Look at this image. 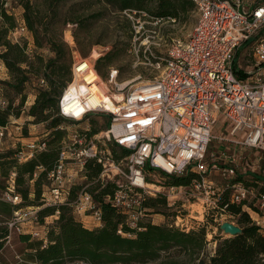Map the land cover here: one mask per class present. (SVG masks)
<instances>
[{
  "label": "built area",
  "instance_id": "2783aa9c",
  "mask_svg": "<svg viewBox=\"0 0 264 264\" xmlns=\"http://www.w3.org/2000/svg\"><path fill=\"white\" fill-rule=\"evenodd\" d=\"M193 3L198 21L191 34L184 40H173L161 59L164 69L153 81L121 93V100L117 99V93L124 91L126 84L118 82L117 68L112 66L108 81H103L95 66L86 65L87 58L72 64L74 67L84 65V69L80 76L74 72L67 88L79 79L76 87L85 89L79 93L76 90L66 99V88L58 103L59 115L64 119L89 122L93 114L105 112L110 115V126L88 139L77 131L68 133L60 158L49 174L50 187L44 192L47 204L68 202L85 226L100 225L101 206L88 189V183L84 182L75 198L68 200L71 189L77 186V178L86 180L85 163L92 159L102 165L100 180L117 186L114 196L105 199L126 213L131 224L136 223L137 214H142L140 210L136 213L134 208L142 206L147 194L156 196L161 191L146 190L147 175L152 170L162 169L169 176H183L189 172L202 175V182H196L194 187L202 188L212 208H216V199L236 174V167H224L223 173L230 176V180L218 186L207 178L212 167L219 168L205 162L206 149L215 137L212 131L218 120L223 118L229 123L233 136L244 135L242 141L234 138L237 144L264 150V79L261 76L264 72V0H193ZM15 19L17 26L8 33V38L13 42L27 41V53L32 57V32L22 14ZM244 42L252 43L254 64L251 69L244 70L246 75L241 77L236 72L234 58ZM133 48L139 53L135 45ZM0 69L5 71L7 78L9 70L1 58ZM39 82L47 84L42 76ZM90 100H95L96 105L90 106ZM108 102H111L110 107ZM1 105H7L6 98L1 100ZM8 125H0V141L8 133ZM58 126L65 129L61 124ZM89 128L87 124L85 130ZM107 141L129 149L128 156L124 157L125 169L120 160L114 158ZM20 145L23 148L18 155L21 161L47 146L44 138L38 137ZM1 146L0 150H5ZM252 167L256 170L258 162ZM261 171L264 174V168ZM6 187L2 198L19 204L21 196L15 187V173ZM167 187L169 192L162 193L169 199L175 190L187 188L183 185ZM251 193H254L253 188L241 182L233 183L231 202L246 201ZM260 200L257 209L247 202L243 207L247 205V210L253 209L256 217L250 213L254 222L264 230V194ZM22 210L25 216L39 223L37 208L26 206L15 211L9 222L10 230L18 229V216H21L18 213ZM192 227L182 228L190 230ZM40 228L31 233L41 238L46 224H41Z\"/></svg>",
  "mask_w": 264,
  "mask_h": 264
},
{
  "label": "trees",
  "instance_id": "16d2710c",
  "mask_svg": "<svg viewBox=\"0 0 264 264\" xmlns=\"http://www.w3.org/2000/svg\"><path fill=\"white\" fill-rule=\"evenodd\" d=\"M17 1L22 6L25 22L32 32L34 49L33 56L30 57L27 53V41L13 42L8 38V33L17 26L16 19L6 7L7 0H0V58L9 70V76L3 83L18 98L17 104L14 105V100L6 99L7 105L0 107V125L9 124L11 116L21 117L27 101V84L32 77L40 84L39 77L42 76L47 84H40L36 99L27 112L33 116V123L47 122L49 135L44 138L46 148L25 161L18 157L23 149L19 144L0 150V252L11 237L13 229L10 230L9 222L15 211L31 206L37 208L41 223H45L46 217H58L46 224V232L41 238L28 231H20L19 238L26 248L16 264H69L73 260L90 264H264V230L254 222L251 213L244 209L243 205L247 201L231 202V185L238 182L253 188L257 196L262 197L263 173L252 174L250 178L238 175L231 179L216 199L217 207L213 214H207L204 223L190 230L151 220L129 223L128 215L105 199L107 196H114L117 186L113 182L100 180L102 165L92 159L85 163V183H88V189L101 206L100 225L85 226L74 215L73 207L68 202L47 204L44 200V192L51 183L49 174L60 158L63 140L68 136L66 129L58 126L65 121L59 115L58 103L73 77V54L62 37L65 27L76 24L77 32L88 33L95 21L105 18L110 11L131 12L138 17L145 16L157 21L183 19L194 10L193 0H91L68 6L67 0ZM95 4L100 8L86 14ZM66 6L68 8L64 13ZM46 47L54 55L47 57L39 51ZM124 50L115 46L97 59L95 66L101 76L108 78L112 63ZM234 62L238 76L245 77L246 73L237 69L238 61L235 59ZM109 123L110 120L104 125L109 127ZM89 125V129L79 132L82 136L85 134L87 139L103 129L93 117ZM128 152L129 149L114 143L112 154L117 161L128 156ZM13 173L15 187L21 196L19 204L2 198L7 190V181ZM201 180L202 175L189 172L183 176H169L165 173L159 181L167 186L183 185L189 188L194 187L196 182H202ZM147 181L150 179L147 178ZM80 188L81 186H76L71 189L69 202L75 198ZM159 205H168V197L164 193H159L156 197L145 196L141 207L156 210ZM225 205L227 206L224 208ZM249 206L257 209L252 203ZM216 214H225L243 231L235 236L214 234L213 240L217 245L210 253L207 251V224L220 227ZM0 264H10L1 253Z\"/></svg>",
  "mask_w": 264,
  "mask_h": 264
},
{
  "label": "rangeland",
  "instance_id": "374dc122",
  "mask_svg": "<svg viewBox=\"0 0 264 264\" xmlns=\"http://www.w3.org/2000/svg\"><path fill=\"white\" fill-rule=\"evenodd\" d=\"M35 1V0H33ZM79 1H91V0H67V6ZM64 7V13L68 7ZM7 8L19 18L21 14L23 15L22 6L17 0H7ZM100 6L95 4L86 14L98 10ZM198 21V12L196 6L194 10L188 14L183 19H167V20H151L145 16H136L131 12L117 13L115 11H110L105 18L101 20H96L91 26L88 33L83 31H78L76 24H68L63 30L62 37L66 44L70 47L73 54V64L75 61H79L83 58H89L93 50L97 49L100 51V55L92 63L95 66L97 59L100 56L105 55L110 51V49L119 47V49H125L121 56L117 58L113 63V67L118 69L117 80L119 83L126 84L124 91L120 93L126 94L129 90L137 88L141 85L147 84L154 80V78L159 75L163 69L164 64L161 61L162 57L166 56L168 48L174 39H186L191 34L196 23ZM129 28V30H127ZM96 41L95 43H91ZM134 45L140 51L139 53L134 50ZM40 52L44 53L47 57L54 55L47 47L39 49ZM84 52H87L86 54ZM253 46L251 42L241 45L235 54V59L237 62V67L240 71L246 69H251L253 67L254 61L252 60ZM73 67V74L75 72V67ZM96 67V66H95ZM112 67V66H111ZM111 68L109 69L110 72ZM101 76V75H100ZM264 79V72L261 74ZM103 81H108L103 76H101ZM7 79L5 71L0 69V107L1 100L6 98L7 100H14V105L18 103L17 94L6 88L3 81ZM127 82V83H126ZM40 84L46 86V84ZM37 79L32 77V80L26 86L27 101L23 106V111L21 117L17 118L15 116L10 117V122L8 125L9 131L0 141L1 147H7L9 144H22L30 140L35 141L36 138H45L49 135L47 122L33 123V116H30L27 112L29 106L34 103L38 87ZM4 87V88H3ZM120 93H117L119 95ZM93 119L97 124L101 125L103 128L101 131L106 130L105 122L109 120L110 115L105 112H97L93 114ZM65 121L61 123L65 126L67 135L69 132L73 133L83 132L87 124V121H75L72 119H64ZM213 136H215L209 143L206 151L205 162L212 165H217L218 169L211 168L212 171L207 173V178L215 181L216 185H223L230 179L227 174L223 173L224 167H236V174L233 178L238 175H244L246 178H250L252 174H262L261 171L264 168V150L244 147L237 144L234 138H239L240 141L244 139V135H232L231 127L229 123L223 118L218 120L216 125L213 127ZM98 134H100L98 132ZM101 136V135H98ZM107 146L113 149L114 142L107 141ZM124 159V158H123ZM121 159L122 168L125 169L126 160ZM258 162L259 167L254 170L253 163ZM164 170H152V173L147 175L150 181L148 183H154L155 186L147 187V191H154L159 189V193L169 192L167 185L157 182L156 180H162ZM85 180L79 176L77 178V186L84 184ZM146 191V192H147ZM158 193V194H159ZM157 194V195H158ZM147 196L156 197L152 194H147ZM167 197V194H166ZM261 197H258L256 190L254 193L249 194L247 204L252 203L255 207L260 206ZM247 205L244 208L247 210ZM250 209V208H249ZM24 210V209H23ZM22 211H19V220L17 222L18 229L16 227L12 228L11 237L8 239L5 248L0 252L3 257L10 263L16 264L18 260L22 258V252L25 250L26 246L19 238L20 231L24 232H36L40 231V225L43 224L39 221L36 223L32 220L30 216H25ZM136 213L140 210L142 214H137V221L151 220L156 223H171L176 226H186L191 225L194 227L200 226L204 223L206 215L213 214L214 208L205 194L202 188L189 187L182 191L175 190L170 199L168 198V205H159L156 210L143 209L141 206H136L134 208ZM215 211V210H214ZM251 212L255 217L256 214L253 209L247 210ZM178 214V217H177ZM23 215V216H22ZM217 216V222L231 221V219L225 214L215 215ZM92 218L88 217V220ZM55 221V218L46 217L45 223ZM136 221V222H137ZM235 223V222H232ZM219 226L213 225L212 223L207 224V251L213 252L217 243L213 240L214 234H219ZM224 235L225 234L222 233ZM69 264H90L89 262H84L80 260H73ZM146 264H159V262H147Z\"/></svg>",
  "mask_w": 264,
  "mask_h": 264
},
{
  "label": "bare ground",
  "instance_id": "6f19581e",
  "mask_svg": "<svg viewBox=\"0 0 264 264\" xmlns=\"http://www.w3.org/2000/svg\"><path fill=\"white\" fill-rule=\"evenodd\" d=\"M100 55V51H98L97 49L93 50L92 54L90 55V57L86 60L87 64L86 65H92V63L96 60V58ZM83 69H84V65H75V74H77L76 76H80L83 73ZM79 79L76 80V83L72 84L70 88H67V91L65 92V97L66 99L68 97H70L74 92H76V90L78 91L77 93H79L80 91H83L85 88H80L78 90V87H76V85H78V81ZM144 85H148V84H144ZM123 98V95L120 93L119 95H117V99L121 100ZM90 106H95L96 105V101L95 100H90L89 101ZM108 105L110 107L111 102H108ZM148 183V182H147ZM149 187H153L155 186V184L153 183H148L147 184Z\"/></svg>",
  "mask_w": 264,
  "mask_h": 264
},
{
  "label": "water",
  "instance_id": "95a60500",
  "mask_svg": "<svg viewBox=\"0 0 264 264\" xmlns=\"http://www.w3.org/2000/svg\"><path fill=\"white\" fill-rule=\"evenodd\" d=\"M243 231V229L230 221H224L220 223V228H219V234L220 233H225L229 234L230 236H235V234H239Z\"/></svg>",
  "mask_w": 264,
  "mask_h": 264
},
{
  "label": "crops",
  "instance_id": "0c3cea01",
  "mask_svg": "<svg viewBox=\"0 0 264 264\" xmlns=\"http://www.w3.org/2000/svg\"><path fill=\"white\" fill-rule=\"evenodd\" d=\"M35 97V96H34ZM16 144H9L6 148L5 147H3V149H5V150H7V149H9L10 147H14ZM50 217H52V216H50ZM56 217H58L57 215L56 216H54V218L56 219ZM90 218V217H89ZM51 222H53V220L51 221ZM155 222V221H154ZM47 223H50V222H47ZM88 227H91V226H88Z\"/></svg>",
  "mask_w": 264,
  "mask_h": 264
}]
</instances>
